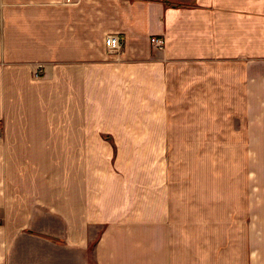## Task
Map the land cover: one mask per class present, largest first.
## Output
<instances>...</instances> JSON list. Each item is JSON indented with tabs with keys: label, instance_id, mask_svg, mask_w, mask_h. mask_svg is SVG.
Instances as JSON below:
<instances>
[{
	"label": "crops",
	"instance_id": "crops-1",
	"mask_svg": "<svg viewBox=\"0 0 264 264\" xmlns=\"http://www.w3.org/2000/svg\"><path fill=\"white\" fill-rule=\"evenodd\" d=\"M167 147H264V0H0V264H264Z\"/></svg>",
	"mask_w": 264,
	"mask_h": 264
},
{
	"label": "rangeland",
	"instance_id": "rangeland-1",
	"mask_svg": "<svg viewBox=\"0 0 264 264\" xmlns=\"http://www.w3.org/2000/svg\"><path fill=\"white\" fill-rule=\"evenodd\" d=\"M165 169L166 187L196 190L198 206H207L198 217L236 219L238 202L264 203V147H167Z\"/></svg>",
	"mask_w": 264,
	"mask_h": 264
},
{
	"label": "built area",
	"instance_id": "built-area-1",
	"mask_svg": "<svg viewBox=\"0 0 264 264\" xmlns=\"http://www.w3.org/2000/svg\"><path fill=\"white\" fill-rule=\"evenodd\" d=\"M69 1V0H68ZM151 42L159 47V48H162L163 47V42H162V39L157 37V36H153L151 38ZM106 46L108 48V50L110 51H118L122 48L123 46V41L121 40L120 36L118 35H110L107 37L106 39Z\"/></svg>",
	"mask_w": 264,
	"mask_h": 264
}]
</instances>
